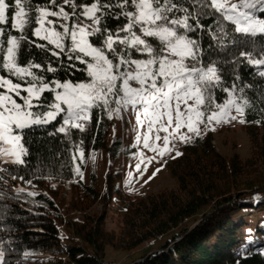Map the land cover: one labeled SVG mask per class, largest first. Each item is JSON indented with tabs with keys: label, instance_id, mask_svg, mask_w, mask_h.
I'll return each mask as SVG.
<instances>
[{
	"label": "trees",
	"instance_id": "1",
	"mask_svg": "<svg viewBox=\"0 0 264 264\" xmlns=\"http://www.w3.org/2000/svg\"><path fill=\"white\" fill-rule=\"evenodd\" d=\"M6 2L11 23L13 0ZM93 2L73 0V7L56 0L57 6H50L49 11L63 7L68 12L69 19L56 17V25L72 28L84 23L91 30L92 21L79 13ZM176 2L199 20L200 27L187 33L200 45L201 64L197 66L213 65L220 77L212 92V103L209 105L206 99L204 105L210 110L215 104H223L229 90L238 100L247 101L244 127L253 136V156L246 162L227 159L214 147L210 132L193 134L185 141L178 140L180 154L166 161L179 189L130 198L117 195L121 193L116 186L121 176L118 173L107 172L104 182L96 172H92L88 182L83 179L89 151L105 148L113 154L120 147V141L110 138L113 112L109 118L107 109L93 107L90 119L81 128L65 126L62 116L47 124L32 125L21 130L27 150L24 162L0 168V264H119L106 261L109 247L131 251L147 242H153L151 246L164 235L169 238L157 249L125 264H264V236L258 234L264 230V76L260 74L264 64L250 62L264 60V33L236 32V25L222 19L213 8L194 0ZM21 3L29 21L24 32L12 29L10 23L4 24L10 30H5L4 40L9 33L18 39L22 35L28 38V42L20 44L17 65H41L31 68L41 78L40 84L88 81L87 65L69 51L70 38L65 39L61 50L32 34L36 8L49 5V0ZM120 11L112 9L113 13ZM257 14L264 18L261 6ZM182 15L176 14L177 18ZM125 22L123 17L116 19L105 13L98 27L115 32ZM188 22L196 26L194 20ZM149 39L154 47L158 46L154 38ZM89 40L96 47L102 46L99 34L89 36ZM41 44L47 47H39ZM2 46L6 48V43ZM54 52L60 55H53ZM4 54L0 52L3 60ZM132 58L147 59L148 55L133 53ZM187 63L191 67L193 62ZM49 68L56 71H48ZM0 71L22 85L36 82L33 77L22 79L7 69ZM54 100L53 91H45L32 112H44ZM62 126L65 132H59ZM112 194L119 198L117 211L125 230L119 235L106 230L104 216L90 214L97 202H107ZM256 212L263 221L255 229L250 221L257 217Z\"/></svg>",
	"mask_w": 264,
	"mask_h": 264
},
{
	"label": "snow or ice",
	"instance_id": "2",
	"mask_svg": "<svg viewBox=\"0 0 264 264\" xmlns=\"http://www.w3.org/2000/svg\"><path fill=\"white\" fill-rule=\"evenodd\" d=\"M64 3L75 7L73 0H64ZM194 3L211 7L220 13L222 19L232 21L236 25L234 29L236 32L253 35L264 33V20L256 19L253 14L257 5L264 10V0H241L239 4L228 3L227 0H194ZM50 6H57L56 0H49V5L36 8L37 15L34 22L39 26L32 30V34L50 41L61 50L65 47L63 43L65 36L69 37L71 40L69 51L76 53L75 59L87 65L90 80L77 84L57 82L55 88L49 89V84H40L41 78L36 77L31 71L32 67L40 68L41 65L30 64L28 67L17 65L20 44L22 41L28 42V38L22 35L18 39L17 36L11 35L6 40L0 39V52H6L7 57L6 62L0 57V68L7 69L22 79L33 77V81H36L29 82L26 88L28 95L24 97L23 104H18L7 95H0V106L11 103V107H4V110L0 111V141L5 145L0 146V155L15 156L13 162L22 164L24 161L21 156L27 151L20 144L22 136L15 130L47 124L55 120L60 113L66 112L63 120L65 126L72 124L76 128H81L82 125L75 121L90 119L88 113L93 107L107 109L109 118L113 111L119 113L122 107L131 106L133 109L139 107L137 119L141 124L144 122L140 120L141 116L148 120L149 133L156 124H161V129L167 132L168 127L173 126L175 121L176 131L187 127L189 132H196L198 135L200 122L204 119L209 123L213 120L220 122L228 115L229 106L235 104L231 99L225 104H217L216 108L219 111H212L206 117L200 110L206 99L209 105L212 103V92L219 85L220 77L213 65L197 66L201 64L198 58L200 45L187 33L195 32L196 28L200 27L199 20L196 14L189 12L176 0H118L115 3L94 0L90 6H83L79 13L80 16L92 21L91 30L79 24L72 28L61 25L62 32L52 27L54 22L48 17H62L68 20V13L63 7H59V11H49ZM113 8H119L121 11L118 14L113 13ZM97 13L100 15L98 16ZM105 13L110 17L114 15L116 19L123 17L126 22L118 31H108L107 27L101 31L98 25ZM177 13L183 15L177 18ZM73 15L77 14L73 13ZM26 16L21 0H13L10 23L9 3L0 0V25L10 23L12 29L23 33L29 23L25 19ZM189 19L196 22L195 27L188 22ZM220 30L223 31L222 25ZM97 34L103 41L101 47L93 46L88 39L89 36ZM4 36L5 29L0 27V37ZM149 38H154L158 46L154 47L153 41ZM5 43L6 48L2 46ZM38 46L47 47L44 44ZM133 53L147 54L148 58L134 59ZM53 55L59 56L60 52H54ZM85 57L91 58V61L84 59ZM189 60L193 62L191 67L186 63ZM250 62L256 65L264 64V60L250 59ZM48 71H56V69L49 68ZM260 74L264 76V72ZM0 85H7L12 92L19 95L20 84H13L11 80L0 77ZM55 89H63V91ZM45 90L55 91L56 103L49 105L53 110L35 115L31 111L34 106L33 98H38ZM206 92L207 97H205ZM189 101L192 103L190 104ZM112 103L116 105L115 108L110 107ZM62 105H66V109ZM236 110L238 113L243 112V108L239 105H236ZM230 119L234 120L236 117L231 116ZM65 131L64 126L59 128V132ZM155 138L159 140L160 136L157 135ZM179 139L187 140L188 137L182 134ZM164 140L165 148L161 150V155L168 150V137L165 136ZM144 144L145 147L149 146L148 138H145Z\"/></svg>",
	"mask_w": 264,
	"mask_h": 264
},
{
	"label": "rangeland",
	"instance_id": "3",
	"mask_svg": "<svg viewBox=\"0 0 264 264\" xmlns=\"http://www.w3.org/2000/svg\"><path fill=\"white\" fill-rule=\"evenodd\" d=\"M228 3H236L239 4L241 0H227ZM90 6V5H88ZM260 9V5H257V8L253 10V14L256 19L264 20L263 17H260L257 14V11ZM25 10V9H24ZM65 11V10H64ZM241 11H246V9H241ZM26 12V10H25ZM68 13L67 11H65ZM49 20H52L54 23L52 27L56 29V31H63L61 25H56L55 22L59 21L56 17L49 16ZM12 22V19H11ZM79 25L85 26L84 23H80ZM39 25L35 23L34 27H38ZM5 30L8 27L0 25ZM9 30V29H8ZM16 30V29H15ZM10 31V30H9ZM18 31V30H17ZM11 35H15L14 33H9L7 38ZM16 36V35H15ZM66 38L65 36L63 43ZM0 39H4V37H0ZM89 39V37H88ZM90 41V40H89ZM91 43V41H90ZM55 45V44H54ZM94 46V45H93ZM7 47V45H6ZM96 47V46H95ZM91 61V58H89ZM6 52L4 54V62H6ZM187 63V61H186ZM0 77L4 80H11L13 84H20L15 82L12 78L7 75H4L0 71ZM90 80V79H89ZM88 81H79L77 83H85ZM65 83L71 82L72 84H77L72 82L71 80L66 81H55L49 84V89H53L56 86V83ZM21 85L19 89V95L16 92H12L7 85H0V95H7L12 100H15L18 104H23L24 97L28 95L26 88L29 85ZM133 86H136L133 84ZM56 91H63V89H55ZM50 91V90H45ZM55 97V91H53ZM43 93L38 98H33V108L39 106V100L42 97ZM234 100L235 104L230 105L228 109V115L225 116L220 122L213 120L211 123L204 119L202 122L198 124L199 134H205L210 132L213 136V145L218 152H220L227 159H239L242 162H246L250 159L254 154V147L251 134L248 131V128L244 127V114L246 105L243 100H238L233 94L232 90L228 91V96L225 100L227 103L228 100ZM56 103V101H52L51 104ZM191 104L192 101H189ZM50 104V105H51ZM114 104V103H112ZM214 105L213 108L208 109L205 105L200 107V110L205 113V117L210 115L212 111H219ZM236 105H239L243 108L242 113H238L236 110ZM4 107H11V103L8 102L6 105L0 106V111L4 110ZM66 109V105H62ZM116 105L114 104L113 108ZM183 107V106H182ZM31 109V111L33 110ZM50 107L46 109V111H51ZM137 109H133L131 106L127 108H121L119 113L113 111V126L111 129L110 138L120 141V147L113 154H110L108 150L105 148H98L89 151L87 157L86 170L84 171L83 179L88 182L92 172H96L101 182H104V178L107 172H112V174H120V178L116 182L117 188H121V193L117 194L118 196L124 195L129 196L130 198H134L137 195L146 197L150 194L156 195L159 192L168 191V190H178L179 184L176 178L172 175V171L170 166L166 163L169 158H176L178 156L177 153L180 154V150L176 146V143L179 141H185L179 139V136L182 134H186L188 139L192 137V135L196 134V132H189L187 127H182L179 131L175 129V121L173 126L168 127V131L165 132L161 129V124H156L153 127L151 133L148 131V120L143 116L140 117V120H143V124H141L137 119ZM42 112V113H44ZM41 113H37L35 115H40ZM90 116V111L88 113ZM62 116L63 120L66 117L65 113H60L57 117ZM231 116H235L236 119H230ZM56 117V118H57ZM53 121V120H52ZM86 120L75 121V123L84 124ZM166 121V117H165ZM243 121V122H241ZM51 122V121H50ZM166 126V124H165ZM194 126L195 122H194ZM16 133L21 135V130H15ZM15 134V133H14ZM159 135L160 139L157 140L155 137ZM168 137L167 142V151L163 152L161 155V150L165 148V140L164 137ZM148 138L149 146L145 147L144 140ZM20 144L23 145L22 139ZM0 146H5L3 141H0ZM24 147V146H23ZM16 159L15 156H3L0 155V168L5 167L6 165L14 164L13 162ZM23 160V155L21 156ZM107 186H105V191H107ZM72 194V191H69V197ZM116 194H112L109 196L107 202L101 203L97 202L93 209H91L90 214L97 213L99 216H104V227L109 232H114L116 235L125 232L122 230V217L120 212L117 211V207L119 203V198ZM257 214V212H256ZM260 213L257 214V217L254 218L252 226L256 229L259 222L263 221L261 219ZM261 236H264V230L258 233ZM169 236L164 235L161 236L157 243L152 244L153 242H147L138 246L134 250H120L117 251L112 247L107 249L106 261L116 262L125 264L129 261L134 260L137 257H141L142 255L154 251L158 248L160 244L165 242ZM1 262V255H0Z\"/></svg>",
	"mask_w": 264,
	"mask_h": 264
}]
</instances>
